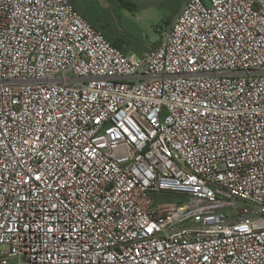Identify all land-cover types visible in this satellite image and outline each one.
<instances>
[{
    "label": "built area",
    "instance_id": "obj_1",
    "mask_svg": "<svg viewBox=\"0 0 264 264\" xmlns=\"http://www.w3.org/2000/svg\"><path fill=\"white\" fill-rule=\"evenodd\" d=\"M0 264H264V0H187L142 54L0 0Z\"/></svg>",
    "mask_w": 264,
    "mask_h": 264
},
{
    "label": "rangeland",
    "instance_id": "obj_2",
    "mask_svg": "<svg viewBox=\"0 0 264 264\" xmlns=\"http://www.w3.org/2000/svg\"><path fill=\"white\" fill-rule=\"evenodd\" d=\"M186 0H110L81 5L85 17L119 39L127 53L142 54L157 47ZM169 197L175 195L170 194Z\"/></svg>",
    "mask_w": 264,
    "mask_h": 264
},
{
    "label": "crops",
    "instance_id": "obj_3",
    "mask_svg": "<svg viewBox=\"0 0 264 264\" xmlns=\"http://www.w3.org/2000/svg\"><path fill=\"white\" fill-rule=\"evenodd\" d=\"M74 1V3H75V5H76V7L78 8V10L81 12L82 11V9L80 8V6L81 5H90L91 3H101V4H103V3H109V1L110 0H73ZM187 1V0H186ZM185 1V2H186ZM82 13V12H81ZM83 14V13H82ZM84 15V14H83ZM85 16V15H84ZM87 18V17H86ZM87 19H89V18H87ZM97 28H99V29H102V28H100L99 26H100V24L98 23V22H96L95 20H91V19H89ZM103 30V29H102ZM104 31V30H103ZM105 32V31H104ZM105 34H106V32H105ZM107 35V37L108 38H110L112 41H114L115 42V44H117L118 46H120L121 48L123 47V44H122V42L121 41H119V39H117V38H115V37H113L112 35H110V34H106ZM155 48V47H154ZM151 49H153V48H151Z\"/></svg>",
    "mask_w": 264,
    "mask_h": 264
},
{
    "label": "trees",
    "instance_id": "obj_4",
    "mask_svg": "<svg viewBox=\"0 0 264 264\" xmlns=\"http://www.w3.org/2000/svg\"><path fill=\"white\" fill-rule=\"evenodd\" d=\"M114 42V41H113ZM115 43V42H114Z\"/></svg>",
    "mask_w": 264,
    "mask_h": 264
}]
</instances>
